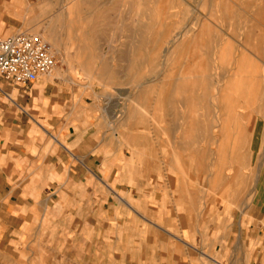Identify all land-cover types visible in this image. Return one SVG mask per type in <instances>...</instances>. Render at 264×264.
<instances>
[{
    "label": "crops",
    "instance_id": "obj_1",
    "mask_svg": "<svg viewBox=\"0 0 264 264\" xmlns=\"http://www.w3.org/2000/svg\"><path fill=\"white\" fill-rule=\"evenodd\" d=\"M38 2L0 0V35L23 31ZM233 31L242 101L226 87L231 103L210 106L207 122L167 94L159 128L147 107L120 119L116 107L74 102L60 70L26 85L0 77V264H264V32ZM218 146L220 177L240 179L251 204L227 198L228 182L218 202Z\"/></svg>",
    "mask_w": 264,
    "mask_h": 264
},
{
    "label": "rangeland",
    "instance_id": "obj_2",
    "mask_svg": "<svg viewBox=\"0 0 264 264\" xmlns=\"http://www.w3.org/2000/svg\"><path fill=\"white\" fill-rule=\"evenodd\" d=\"M241 27L264 32V0H39L28 13L23 31L38 34L51 45L58 60L51 75L60 70V74L71 78L67 87L75 92L74 102L81 100L87 105L86 100L103 109L116 107L120 119L130 107L137 113H145L147 107L159 128L162 97L166 94L170 108L198 107L202 122H207L205 113L210 106L219 109L228 105L226 87L234 83L239 91H234V97L239 99L233 103L240 105L241 60L234 61L233 56L245 51L233 50L238 47L225 42L224 33ZM176 34L180 42L171 44ZM234 62L238 66L231 79ZM257 82L255 79V88ZM250 93L249 102L257 103V90ZM176 134L170 125L169 140ZM178 134L185 136L186 132ZM235 134L239 136V131ZM200 135L207 141L206 129ZM216 136L223 139V130H217ZM217 150V178L211 184L217 190L218 202L224 203L228 182L227 192L232 185L233 193L227 198L251 204L253 196L236 194L242 191L240 179L220 177L224 174L223 147ZM206 181L201 180L202 186L207 187ZM235 202L233 206L239 208Z\"/></svg>",
    "mask_w": 264,
    "mask_h": 264
},
{
    "label": "built area",
    "instance_id": "obj_3",
    "mask_svg": "<svg viewBox=\"0 0 264 264\" xmlns=\"http://www.w3.org/2000/svg\"><path fill=\"white\" fill-rule=\"evenodd\" d=\"M58 60L42 36L19 31L0 35V77L15 85H26L51 75Z\"/></svg>",
    "mask_w": 264,
    "mask_h": 264
},
{
    "label": "bare ground",
    "instance_id": "obj_4",
    "mask_svg": "<svg viewBox=\"0 0 264 264\" xmlns=\"http://www.w3.org/2000/svg\"><path fill=\"white\" fill-rule=\"evenodd\" d=\"M227 4H228V3H227ZM229 4H230V3H229ZM225 7H228V5L225 6ZM259 7H260V6H259ZM261 7H263V6H261ZM261 7H260V8H261ZM260 8H259V9H260ZM230 9H231V8H230ZM232 9H233V8H232ZM233 10H234V9H233ZM262 10H263V9H262ZM210 21H211V20H210ZM205 22H206V21H205ZM202 24H203V23H202ZM207 25H208V24H207ZM207 25H206V26H207ZM206 26H205V28H206ZM202 27H204V26H202ZM210 27H211V26H210ZM206 30H207V29H206ZM206 30H205V31H206ZM199 31H200V30H199ZM205 31H204V32H205ZM201 32H202V31H201ZM201 32H200V33H201ZM202 33H203V32H202ZM210 33H211V30H210ZM249 33H250V32H249ZM251 34H252V33H251ZM203 35H204V34H203ZM206 35H207V34H206ZM201 36H202V35H201ZM209 36H210V35H209ZM209 36H208V37H209ZM179 38H180V35H177V34L174 35V36L172 37V39L170 40V43H171V44H177V43H179V42H180ZM203 38H204V37H203ZM180 39H181V38H180ZM198 40H199V38H198ZM191 42L193 43V41H191ZM196 42H198V41H196ZM202 42H204V41H202ZM199 43H200V40H199L198 44H199ZM183 44H184V43H183ZM183 44H182V45H183ZM171 46H172V45H171ZM196 46H197V45H196ZM172 47H173V46H172ZM174 47H175V45H174ZM183 48H184V47H182V49H183ZM232 48H233V47H232ZM172 49H173V48H172ZM169 50H170V49H169ZM180 50H181V49H180ZM167 51H168V50H167ZM175 51H177V48L174 50V53H175ZM171 52H173V51H171ZM178 52H180V51H179V48H178ZM174 53H173V54H174ZM178 54H179V53H178ZM184 54H185V53H184ZM175 55H176V54H175ZM196 56H197V55H196ZM198 56H199V55H198ZM190 57H192V56L190 55ZM204 57H205V56H204ZM188 58H189V57H188ZM231 58H232V57H231ZM189 59H190V58H189ZM192 59H193V58H192ZM194 59H195V58H194ZM201 59H202V58H201ZM176 60H177V59H176ZM242 60H245V59L242 57ZM246 60H247V59H246ZM242 64H243V63H242ZM249 64H250V63H249ZM240 65H241V64H240ZM244 65H245V64H243V66H244ZM245 66H247V65H245ZM252 66H254V65H252ZM192 70H193V69H192ZM196 70H197V69H196ZM250 71H251V70H250ZM195 72H196V71H195ZM191 77H192V76H191ZM186 78H187V77H186ZM191 80H192V79H191ZM246 81H247V80H246ZM250 81H251V79H250ZM177 82H178V81H177ZM233 82H235V81L233 80ZM185 83L187 84L186 81H185ZM231 83H232V82H231ZM239 83H240V82H239ZM239 83H238V84H239ZM248 83H249V82H248ZM248 83H247V85H248ZM250 83H252V82H250ZM250 83H249V84H250ZM196 84H197V83H196ZM234 84H236V83H234ZM234 84H232L231 87H232ZM241 85H242V84H241ZM251 85H253V84H251ZM195 86H196V85H195ZM234 86L236 87L237 85H234ZM150 87H151V86H150ZM235 87H234V88H235ZM249 87H250V86H249ZM161 88L163 89L162 86H161ZM181 88H182V87H181ZM192 88H193V87H192ZM234 88H233L232 90H234ZM138 89H139V88H138ZM190 89H191V88H190ZM193 89L195 90V88H193ZM237 89H238V88L236 87V89H235L236 92H239V91H237ZM242 89H243V88H242ZM242 89H241V91H242ZM256 89H257V88H256ZM223 90H224V88H223ZM228 90H229V88H228ZM143 91H144V90H143ZM158 91H160V90L158 89ZM158 91H157V89H156L155 92H158ZM188 91H189V90H188ZM241 91H240V92H241ZM243 91H245V89H244ZM251 91H252V90H251ZM179 92H180V91H179ZM252 93H253V92H252ZM252 93H250V96H251ZM255 93H256V91H255ZM131 94H132V93H131ZM152 94H153V93H152ZM161 94H162V93H161ZM180 94H181V93H180ZM188 94H190V93H188ZM240 94H241V93H240ZM245 94H246V93H245ZM234 96H235V95H234ZM250 96H249V97H250ZM190 97H191V96H190ZM232 97H233V96H232ZM232 97H231V98H232ZM236 97H237V96H236ZM236 97H235V98H236ZM241 97H242V96H241ZM251 97H252V96H251ZM187 98H188V97H187ZM192 98H194V97H192ZM231 98H230V99H231ZM227 99H229V98H227ZM237 99H239V98H237ZM237 99H236V100H237ZM241 99H242V98H241ZM241 99H240V100H241ZM232 100H233V99H232ZM136 101H137V100H136ZM192 101H194V100H192ZM227 101H229V100H227ZM241 101H242V100H241ZM137 102H138V101H137ZM224 102H225V101H224ZM250 102L252 103V100H250ZM130 103H131V102H130ZM194 103H195V102H194ZM229 103H231V100H230ZM236 103H237V101L235 102V104H236ZM246 103H247V102H246ZM251 103H250V104H251ZM225 104H226V102H225ZM252 104H253V103H252ZM229 105H230V104H229ZM233 105H234V104H233ZM248 106H249V105H248ZM231 107H232V106H231ZM236 107H237V105H236ZM130 108H131V107H130ZM132 108H133V107H132ZM143 108H144V107H143ZM125 109H126V108H125ZM125 109H123V110H125ZM132 112H133V111H132ZM240 128H241V127H240ZM238 129H239V128H238ZM234 131H235V130H234ZM223 132H224V131H223ZM226 135H227V134H226ZM223 138H224V136H223ZM228 138H229V137H228ZM235 139H236V138H235ZM239 139H240V138H239ZM222 141H223V140H222ZM234 141L236 142V140H234ZM241 141H242V140H241ZM220 142H221V141H220ZM226 142H227V140H226ZM223 143H224V142H223ZM228 144H229V143H228ZM236 144H237V142H236ZM236 144H235V145H236ZM226 145H227V143H226ZM227 146H228V145H227ZM223 147H224V146H223ZM228 151H229V150H228ZM218 153H219V152H218ZM223 153H224V152H223ZM225 157H226V156H225Z\"/></svg>",
    "mask_w": 264,
    "mask_h": 264
}]
</instances>
